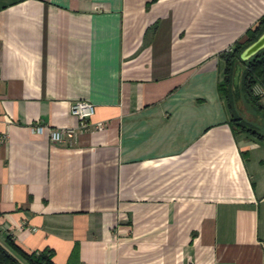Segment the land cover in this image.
<instances>
[{"label":"crops","instance_id":"1","mask_svg":"<svg viewBox=\"0 0 264 264\" xmlns=\"http://www.w3.org/2000/svg\"><path fill=\"white\" fill-rule=\"evenodd\" d=\"M263 14L264 0H0V243L54 264H264V140L217 92L219 54ZM78 100L95 105L83 132ZM38 123L75 132L53 142Z\"/></svg>","mask_w":264,"mask_h":264},{"label":"trees","instance_id":"2","mask_svg":"<svg viewBox=\"0 0 264 264\" xmlns=\"http://www.w3.org/2000/svg\"><path fill=\"white\" fill-rule=\"evenodd\" d=\"M264 32V14L249 28L242 39L235 41L227 50L219 54L223 62V78L217 84L218 95L223 98L229 112V122L238 131L248 132L257 138L264 140V134L258 128L244 121L239 113L234 92L235 69L239 64L242 67L239 78L238 93L244 102L263 112L259 103L260 97L253 93V88L259 85L264 88V48L247 60L240 58V53L253 43ZM0 264H54L50 250L41 252H26L18 246L10 237H6L4 244L0 243Z\"/></svg>","mask_w":264,"mask_h":264},{"label":"built area","instance_id":"3","mask_svg":"<svg viewBox=\"0 0 264 264\" xmlns=\"http://www.w3.org/2000/svg\"><path fill=\"white\" fill-rule=\"evenodd\" d=\"M1 79V75H0ZM264 93V88L261 91ZM261 94L260 91L257 92ZM71 113L78 119V130L80 132L87 131L92 125L90 119L95 113V105L86 100H78L72 103L70 107ZM94 129H102L104 127L103 122H97L94 125ZM31 133L46 134L53 142L63 141L65 136H72L75 132L73 128H54L43 124H35L29 127ZM5 140V136H0V142Z\"/></svg>","mask_w":264,"mask_h":264},{"label":"rangeland","instance_id":"4","mask_svg":"<svg viewBox=\"0 0 264 264\" xmlns=\"http://www.w3.org/2000/svg\"><path fill=\"white\" fill-rule=\"evenodd\" d=\"M238 69H239V74H240L242 71V67L239 64L236 66V69H235V77H236V72L238 71ZM253 93L259 96L257 92H254V89H253ZM243 102L241 100V103L238 102L237 106H240L241 108L239 109V113L241 114V116H243L244 121L255 126L264 134V113L257 111L256 109H254V107L250 106L248 103L246 102L243 103Z\"/></svg>","mask_w":264,"mask_h":264},{"label":"water","instance_id":"5","mask_svg":"<svg viewBox=\"0 0 264 264\" xmlns=\"http://www.w3.org/2000/svg\"><path fill=\"white\" fill-rule=\"evenodd\" d=\"M264 48V32L256 39L253 43L247 46L241 53L240 58L242 60H247L255 53H257L260 49ZM234 77V83H235Z\"/></svg>","mask_w":264,"mask_h":264}]
</instances>
